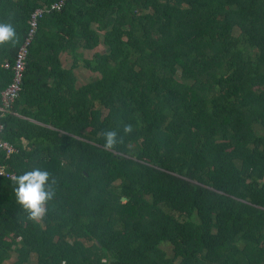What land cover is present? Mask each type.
<instances>
[{
    "label": "trees",
    "instance_id": "obj_1",
    "mask_svg": "<svg viewBox=\"0 0 264 264\" xmlns=\"http://www.w3.org/2000/svg\"><path fill=\"white\" fill-rule=\"evenodd\" d=\"M55 1L0 0L19 37L0 91ZM0 123V167L56 180L33 222L0 175V264H264V0H64L36 19Z\"/></svg>",
    "mask_w": 264,
    "mask_h": 264
},
{
    "label": "clouds",
    "instance_id": "obj_2",
    "mask_svg": "<svg viewBox=\"0 0 264 264\" xmlns=\"http://www.w3.org/2000/svg\"><path fill=\"white\" fill-rule=\"evenodd\" d=\"M11 17L6 22H0V46L10 45L15 47L19 43V37L14 25L11 23ZM133 132L131 124L123 125L125 135ZM106 151H113L118 144L123 143V136H120L116 130H105L102 133ZM13 193L16 203L27 214L26 218L33 222L43 219L47 213L48 202L55 196L53 185L56 180H50V173L40 168H33L23 174L17 175L12 179Z\"/></svg>",
    "mask_w": 264,
    "mask_h": 264
},
{
    "label": "built area",
    "instance_id": "obj_3",
    "mask_svg": "<svg viewBox=\"0 0 264 264\" xmlns=\"http://www.w3.org/2000/svg\"><path fill=\"white\" fill-rule=\"evenodd\" d=\"M64 0H57L53 3H51L47 7H40L35 8L32 13L30 14L29 20H28V33L26 38L23 40L21 45L18 47L16 56L12 62L11 65H9L7 62L3 64L4 67H9L12 71V77L11 81L6 85V87L0 91V100L2 105L0 106V112L4 111L5 108L7 109L10 102L13 101V99L16 97L18 90L20 89V79L22 70L24 67V61L26 56V46L28 45L30 38L34 32L35 26H36V19L43 13L48 10L54 9L57 10L60 8ZM2 130V124L0 123V134ZM0 149L4 150L5 154H9L13 151L12 147L7 144L5 141H3L0 138ZM0 175H4L5 177L12 178V173H8L4 170V167H0Z\"/></svg>",
    "mask_w": 264,
    "mask_h": 264
},
{
    "label": "rangeland",
    "instance_id": "obj_4",
    "mask_svg": "<svg viewBox=\"0 0 264 264\" xmlns=\"http://www.w3.org/2000/svg\"><path fill=\"white\" fill-rule=\"evenodd\" d=\"M96 50L100 51L102 48L100 45H98L96 48ZM92 53V50H83V51H80V55L82 57H85V58H88L90 57ZM61 62H62V66L63 67H69L71 65V59L69 56H66V55H61ZM73 73L76 77V84H82L88 80H90V78L93 76V73H91L89 70L87 69H84L80 66L78 67H75L73 69ZM3 264H9V261H5Z\"/></svg>",
    "mask_w": 264,
    "mask_h": 264
},
{
    "label": "water",
    "instance_id": "obj_5",
    "mask_svg": "<svg viewBox=\"0 0 264 264\" xmlns=\"http://www.w3.org/2000/svg\"><path fill=\"white\" fill-rule=\"evenodd\" d=\"M120 200L123 202L124 201V198H120Z\"/></svg>",
    "mask_w": 264,
    "mask_h": 264
}]
</instances>
